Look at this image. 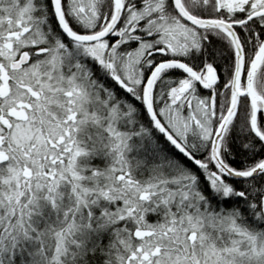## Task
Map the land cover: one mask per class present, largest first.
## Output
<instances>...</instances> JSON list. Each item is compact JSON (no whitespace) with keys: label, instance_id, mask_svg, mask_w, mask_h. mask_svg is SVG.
Masks as SVG:
<instances>
[{"label":"snow or ice","instance_id":"snow-or-ice-1","mask_svg":"<svg viewBox=\"0 0 264 264\" xmlns=\"http://www.w3.org/2000/svg\"><path fill=\"white\" fill-rule=\"evenodd\" d=\"M0 264H264V0H0Z\"/></svg>","mask_w":264,"mask_h":264}]
</instances>
